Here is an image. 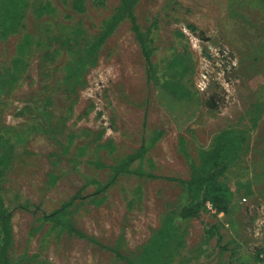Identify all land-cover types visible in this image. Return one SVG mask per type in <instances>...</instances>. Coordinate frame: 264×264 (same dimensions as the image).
<instances>
[{"label":"rangeland","instance_id":"obj_1","mask_svg":"<svg viewBox=\"0 0 264 264\" xmlns=\"http://www.w3.org/2000/svg\"><path fill=\"white\" fill-rule=\"evenodd\" d=\"M45 2L55 11L36 17ZM84 2L77 12L72 0H26L17 30L0 37L11 264H264L255 256L264 250V0H137L154 77L171 83L186 70L198 103L189 120L159 99L127 18L88 53L120 0ZM229 128L245 145L219 180L226 213L204 202L180 219L190 163ZM112 172L121 175L102 192ZM70 201V224L83 236L42 220Z\"/></svg>","mask_w":264,"mask_h":264},{"label":"trees","instance_id":"obj_2","mask_svg":"<svg viewBox=\"0 0 264 264\" xmlns=\"http://www.w3.org/2000/svg\"><path fill=\"white\" fill-rule=\"evenodd\" d=\"M136 2L137 0H120V4L115 9L114 13L104 22L101 32L94 39L89 41L87 51L88 53L94 54L102 43L113 33L118 24L127 18L132 25L140 46L142 47L143 55L147 64V73H151V76L149 77L153 79L156 85L159 99L168 110L172 111V114L173 112L175 115L182 114L185 120H189L196 114L198 103L195 101L194 92L189 86V80L185 78L186 70L178 75L176 74L171 83H159L154 77L153 72H151L152 65L150 63V49L147 48L142 35L139 33L133 14V8ZM26 5V0H0L1 38L9 36L17 30L20 22L23 20V11ZM84 8V0H72V9L74 11L81 12ZM54 11V7L51 3L45 2L37 8L35 14L36 17L42 18L48 14H52ZM7 71V69L0 68V96L4 92V83L8 78ZM9 81L13 82L14 79H9ZM158 138L159 134L149 142V146ZM1 145L2 142L0 141V149ZM244 145L245 138L242 132L229 128L222 130L215 135L210 148L200 151L199 165L191 162L190 177L188 180L182 182L187 202L181 207L179 212L180 219L185 220L196 217L204 202L211 204L217 212L226 213L229 201L224 196V189L220 186L219 180L224 177L230 164L237 159L239 152L244 149ZM15 149H17L15 146L10 147V149H8V155L13 156L16 151ZM137 156H127L119 164L125 162L129 164L131 160ZM119 164L112 167L111 170L113 171L114 169H117ZM131 172L132 170L128 167L123 173ZM119 175L113 173L109 182L105 186L100 187L99 190L103 192ZM71 204L72 201L60 206L58 209L43 213L42 220L53 224V226L65 229L69 234L83 236L70 224V212L68 209ZM10 219L11 217L6 211L3 200L0 197V233L2 235L0 242V264H11L7 256V250L12 237ZM258 255L259 253L255 255L257 261H259Z\"/></svg>","mask_w":264,"mask_h":264},{"label":"bare ground","instance_id":"obj_3","mask_svg":"<svg viewBox=\"0 0 264 264\" xmlns=\"http://www.w3.org/2000/svg\"><path fill=\"white\" fill-rule=\"evenodd\" d=\"M205 54V53H204ZM206 55V57H207V54H205ZM228 57H230V59H231V55L230 54H224V57H221V58H223V59H225V60H227V63H226V65H228L229 63H230V59L228 58ZM224 63V62H223ZM241 63V62H240ZM230 66V65H229ZM238 67V66H237ZM219 68V67H218ZM230 68V67H229ZM231 69H232V67H231ZM235 71V72H234ZM231 72L232 73H240L241 72V69L238 67V69L237 70H231ZM88 80H89V78H88ZM255 82V81H254ZM83 128V127H82ZM85 129V128H84ZM83 129V130H84ZM80 130V129H79ZM92 131V130H91ZM89 133V132H88ZM79 142V141H78ZM77 146H78V144H77ZM45 165V164H44ZM43 164H42V166H44ZM40 166V165H39ZM41 167V166H40ZM47 167V166H46ZM45 167V168H46ZM68 167V166H67ZM42 168V167H41ZM63 168H66L65 166L63 167ZM48 169V168H47ZM50 170V169H49ZM43 171V170H42ZM65 171H67V170H65ZM61 173V172H60ZM34 174V173H33ZM66 177V176H65ZM68 177V176H67ZM63 178H64V176H63ZM72 178V177H71ZM75 178V177H74ZM35 179V178H34ZM38 181V180H37ZM76 182V181H75ZM65 184V183H64ZM70 185V184H69ZM110 209H112V208H110ZM104 213H106V212H104ZM99 214V213H98ZM113 215H115L114 214V211L113 210H109V212H108V214H107V216L110 218V217H112ZM107 218V217H106ZM103 220V216L102 217H98V221L99 222H101ZM109 221V220H108ZM96 225H98V224H96ZM101 226V225H100ZM109 228V227H108ZM110 230V229H109ZM71 248V247H70ZM68 250V249H67ZM81 250V249H80ZM79 251V250H78ZM68 252V251H67ZM71 252L69 251V255L71 256V254H70ZM79 254V253H78ZM84 254V253H83ZM79 257H80V255H79ZM63 258H65V257H63ZM66 259V258H65ZM69 259V258H68ZM75 259V258H74ZM77 259V258H76ZM64 260V259H63ZM68 261V260H67ZM70 261V260H69ZM73 261V260H72ZM82 262V261H81ZM67 264V263H66ZM75 264V263H74ZM82 264V263H81Z\"/></svg>","mask_w":264,"mask_h":264},{"label":"built area","instance_id":"obj_4","mask_svg":"<svg viewBox=\"0 0 264 264\" xmlns=\"http://www.w3.org/2000/svg\"><path fill=\"white\" fill-rule=\"evenodd\" d=\"M243 201H245V199H243ZM259 257L262 259L264 258V250L259 254Z\"/></svg>","mask_w":264,"mask_h":264}]
</instances>
